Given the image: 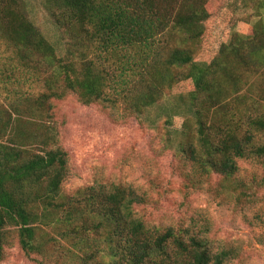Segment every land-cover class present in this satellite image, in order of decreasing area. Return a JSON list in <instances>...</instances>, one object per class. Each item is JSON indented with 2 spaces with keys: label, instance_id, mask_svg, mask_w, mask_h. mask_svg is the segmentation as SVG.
<instances>
[{
  "label": "trees",
  "instance_id": "1",
  "mask_svg": "<svg viewBox=\"0 0 264 264\" xmlns=\"http://www.w3.org/2000/svg\"><path fill=\"white\" fill-rule=\"evenodd\" d=\"M208 1L45 0L64 41L60 54L19 0H0L4 65L24 69L40 87L11 104L8 120L0 109V264L15 245L40 264H231L239 256L215 252L192 224L150 225L136 206L151 199L131 185L68 190L70 156L56 110L75 96L121 110L124 120L141 118L190 80L183 109L164 124L183 118L169 141L182 161L185 196L205 190L236 203L260 200L264 173L245 178L239 160L264 165V86L252 78L264 69V26L199 62Z\"/></svg>",
  "mask_w": 264,
  "mask_h": 264
},
{
  "label": "rangeland",
  "instance_id": "2",
  "mask_svg": "<svg viewBox=\"0 0 264 264\" xmlns=\"http://www.w3.org/2000/svg\"><path fill=\"white\" fill-rule=\"evenodd\" d=\"M19 1L28 18L62 54L64 41L45 0ZM208 9L209 37L199 45V62H209L223 44L237 37H254L255 29L264 26V0H209ZM1 44L0 38V109L8 120L11 104L16 105L22 96L38 92L40 87L24 69L4 65L9 53ZM252 78L257 89L264 86V69ZM193 87L190 80L181 81L164 100L147 108L141 118L127 120L121 118V110L103 111L97 104H82L75 96L57 102V116L63 122L62 145L70 156L71 175L66 188L72 191L96 183L108 187L131 185L151 199L148 204L136 206L137 215L150 225L192 224V233L212 239L215 252L223 248L237 251L239 256L231 264H264V189L254 203L215 198L205 190L185 196L182 161L169 141L171 132L174 135L175 129L182 127L183 118L175 117L173 125L164 124L174 111L183 109L180 97ZM239 165L245 178L264 173V165L258 160L241 159ZM39 259L15 245L8 249L1 264H40Z\"/></svg>",
  "mask_w": 264,
  "mask_h": 264
}]
</instances>
